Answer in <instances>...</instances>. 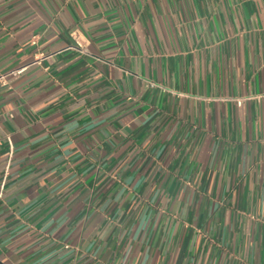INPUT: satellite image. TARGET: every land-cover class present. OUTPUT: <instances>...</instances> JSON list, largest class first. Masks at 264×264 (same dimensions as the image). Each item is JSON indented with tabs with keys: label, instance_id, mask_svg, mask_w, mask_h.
I'll list each match as a JSON object with an SVG mask.
<instances>
[{
	"label": "crops",
	"instance_id": "1",
	"mask_svg": "<svg viewBox=\"0 0 264 264\" xmlns=\"http://www.w3.org/2000/svg\"><path fill=\"white\" fill-rule=\"evenodd\" d=\"M11 72L4 264H264V0H0Z\"/></svg>",
	"mask_w": 264,
	"mask_h": 264
},
{
	"label": "built area",
	"instance_id": "2",
	"mask_svg": "<svg viewBox=\"0 0 264 264\" xmlns=\"http://www.w3.org/2000/svg\"><path fill=\"white\" fill-rule=\"evenodd\" d=\"M73 38L75 39V41L77 42V44H78L80 47H82V46H81V43H80V41H79V35H78L77 33H73ZM31 44H32L33 46H37V45H38V36H34V37L32 38V40H31ZM82 52L84 53V52H86V51L82 50ZM50 56H51L50 53L38 52V54H37V57H38V58L36 59V62H35V63L40 64V62H41L42 60H44V59H48ZM46 70H48V69H46ZM15 74H17V72H11V73L8 74V75L0 76V81H1L3 84H7V79H8V77H9L10 75H15ZM261 97L264 98V96H261Z\"/></svg>",
	"mask_w": 264,
	"mask_h": 264
},
{
	"label": "water",
	"instance_id": "3",
	"mask_svg": "<svg viewBox=\"0 0 264 264\" xmlns=\"http://www.w3.org/2000/svg\"><path fill=\"white\" fill-rule=\"evenodd\" d=\"M0 264H4V263L0 260Z\"/></svg>",
	"mask_w": 264,
	"mask_h": 264
}]
</instances>
